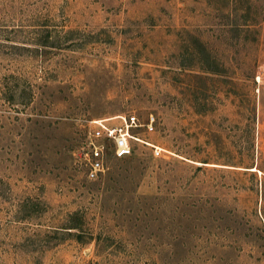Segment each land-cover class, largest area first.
<instances>
[{
    "label": "rangeland",
    "instance_id": "obj_1",
    "mask_svg": "<svg viewBox=\"0 0 264 264\" xmlns=\"http://www.w3.org/2000/svg\"><path fill=\"white\" fill-rule=\"evenodd\" d=\"M0 264H264V0H0Z\"/></svg>",
    "mask_w": 264,
    "mask_h": 264
},
{
    "label": "built area",
    "instance_id": "obj_2",
    "mask_svg": "<svg viewBox=\"0 0 264 264\" xmlns=\"http://www.w3.org/2000/svg\"><path fill=\"white\" fill-rule=\"evenodd\" d=\"M90 123L92 127L88 129L85 139L81 142L78 155L80 164L86 167L89 178L102 174L109 152L115 157L129 156L137 142L149 146L154 156L161 155L165 150L145 140L140 134L141 130H152L154 123L152 115L146 122H141L133 113H120L92 119Z\"/></svg>",
    "mask_w": 264,
    "mask_h": 264
}]
</instances>
